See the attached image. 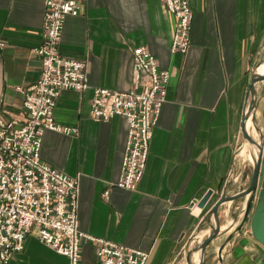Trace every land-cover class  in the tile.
<instances>
[{
  "label": "crops",
  "instance_id": "crops-1",
  "mask_svg": "<svg viewBox=\"0 0 264 264\" xmlns=\"http://www.w3.org/2000/svg\"><path fill=\"white\" fill-rule=\"evenodd\" d=\"M190 4L194 19L187 54L171 51L177 18L164 0H85L78 15L67 16L59 50L86 60L90 87L63 90L57 99L56 121L77 126L79 133L49 129L42 145L45 162L80 179L81 229L150 252L147 264H188L187 247L195 248L209 234L215 203L246 188L254 170L242 126L253 70L262 63L264 72V0ZM45 8L44 0H0V115L16 127L28 116L18 87L34 84L42 74L34 48L44 39ZM141 45L171 76L146 171L138 188L128 190L112 185L121 174L127 122L121 116L96 121L91 101L96 87H133V49ZM257 93L256 119L264 129V81ZM248 123L257 137L252 120ZM244 201L222 204L221 232L207 249L206 264H264V244L250 221L230 239ZM253 214L254 209L250 220ZM97 248L85 242L80 264H99ZM200 254L194 252L195 264ZM8 264L70 260L32 232Z\"/></svg>",
  "mask_w": 264,
  "mask_h": 264
},
{
  "label": "built area",
  "instance_id": "built-area-1",
  "mask_svg": "<svg viewBox=\"0 0 264 264\" xmlns=\"http://www.w3.org/2000/svg\"><path fill=\"white\" fill-rule=\"evenodd\" d=\"M85 0H44L43 42L34 48L42 58L37 82L23 88L28 116L20 127L0 115V264H8L25 248L29 234L80 264L82 246L98 244L99 264H147L150 252L94 236L80 227V179L53 167L42 158L47 130L77 135V126L55 119L57 99L63 90L85 91L90 87L88 64L63 56L59 46L69 15H78ZM177 18L171 42L173 53L187 54L191 48L194 12L190 0H164ZM3 45V44H2ZM171 73L159 66L145 45L133 49V87L118 91L96 87L91 114L96 121L114 116L128 126L121 174L112 185L136 190L147 168L154 128L167 100ZM109 190L104 196L109 198Z\"/></svg>",
  "mask_w": 264,
  "mask_h": 264
},
{
  "label": "water",
  "instance_id": "water-1",
  "mask_svg": "<svg viewBox=\"0 0 264 264\" xmlns=\"http://www.w3.org/2000/svg\"><path fill=\"white\" fill-rule=\"evenodd\" d=\"M261 64L262 63L258 64L252 73V81L247 94L242 126L244 143L250 146L251 154L254 158L252 180L246 188L233 195L223 194L221 198L215 203L211 210V215L214 217V223L209 234L204 237L195 248L190 249L187 247L186 257L188 264H195L192 260V256L196 251H200L201 253L199 264H206L207 249L210 246L212 240L216 238L221 232V222L219 217L220 208L223 203L230 200L235 201L241 198H244L245 200L242 211L243 216L235 233L231 234L230 239L234 237L236 232L241 231L245 223H249L250 221L254 236L262 244H264V129L259 126L256 119V109L258 104L257 84L260 81H264V72L260 70ZM249 119H251L254 124L257 137L252 135L248 127ZM210 195L211 192H208V194L202 200L201 205L206 203ZM253 209L254 214L250 220V214Z\"/></svg>",
  "mask_w": 264,
  "mask_h": 264
},
{
  "label": "bare ground",
  "instance_id": "bare-ground-1",
  "mask_svg": "<svg viewBox=\"0 0 264 264\" xmlns=\"http://www.w3.org/2000/svg\"><path fill=\"white\" fill-rule=\"evenodd\" d=\"M248 127H249V123H248ZM253 157V156H252ZM253 160H254V158H253Z\"/></svg>",
  "mask_w": 264,
  "mask_h": 264
}]
</instances>
